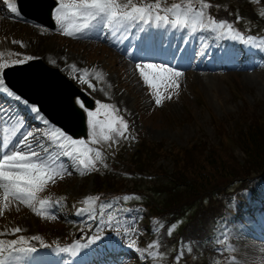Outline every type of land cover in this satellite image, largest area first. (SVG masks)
I'll return each mask as SVG.
<instances>
[{"label":"rangeland","instance_id":"374dc122","mask_svg":"<svg viewBox=\"0 0 264 264\" xmlns=\"http://www.w3.org/2000/svg\"><path fill=\"white\" fill-rule=\"evenodd\" d=\"M173 1H177L181 4L173 5L169 3L168 0H147L149 5L147 6V12H152L154 15L156 11L164 18L166 16L170 18L172 14V16L177 15V17H173V22L189 23L191 21L195 31L196 19H193V17L197 18V12L205 11V4L215 5L226 8L232 20H236V23L243 26V29H255L259 32L263 31V26H261L262 22H256V20L264 18V0ZM81 18L84 21L83 24H89V21L93 20L92 18ZM187 18H189V20ZM162 20L163 19H161V21ZM33 27L36 28V26H21L19 36L17 35V33H19L17 31H15L16 34L15 32L12 33L10 36H13L12 39H16L17 41L14 42L11 47L6 48L5 52L12 49L20 55L19 57L27 56L29 58L31 56L32 59H37V55L42 57L39 53L34 55L29 53V50H26L27 44L31 42L32 36L34 37L36 34L38 37L44 39L45 43L40 48L35 49V52L40 51L42 53L46 49H53L55 51L57 50V52L64 53L65 55L62 57V60L64 58L68 59V61L71 62V68L59 69L56 65L54 67L64 72L66 77L75 85H77V82H84L86 80V75L82 71H79V68L81 65L83 67L87 62H89L87 65L90 69L96 64L102 63L103 69L105 68V71L110 73L107 78H104L106 82H109L105 85L106 87H95L96 84H99L100 79L105 76L104 73L101 74L97 69V71H95V68L92 69L93 71L91 72V75L95 74L91 79V81H93L91 85L95 88L92 89L91 85H82L81 83L77 86L92 99L94 98L99 102L111 106L112 111L117 116L123 118L127 127L123 129L117 126L108 129L104 126L103 121L94 116L92 119L95 122V129L93 130L88 124L89 117L87 115L88 136L84 141L80 142L79 151L80 153L87 152L88 156L93 153L94 148H100L96 153L99 152L100 155H104L107 150H109L107 143L109 142V138H111V146L114 147L115 150L121 149L123 153L125 150H128L126 152L128 157L129 154L133 152L136 145V142L131 139L133 134L139 135L142 139L151 143L160 142L163 145L165 144L166 147L175 145L185 149L188 148V145H192V142L198 141H206L209 146H218L219 137L215 132L216 126H218V131L228 132L230 134L233 130L235 131L236 126L239 124L238 121L242 120L241 117H243V112L247 111L248 115H253L254 117L264 113V68L262 71L250 75H245L244 73L226 74L223 77H219L220 80L217 76H209L208 74L196 75L192 70L181 72V69H173L177 68L175 66L179 64L178 60L170 65H163V67H159L160 64L158 63H152L150 65H156V67H149L148 65L142 68L139 67L138 69V67L131 64V66H133V68H131L127 65L128 62L121 61V57L113 51L109 43L97 40L101 32V29L97 26L95 27L96 30L91 28V30L88 31L87 28H84L81 31H87V33L94 32L93 36H91L92 34L90 35L93 39L90 37L66 35L64 29L68 30V27H70L69 25L67 26V24L63 26L60 25L58 29L55 26L54 30L43 29L42 33H37L38 31H35ZM153 27L161 28L165 26L164 23L160 25L153 23ZM175 27L176 25L174 24L170 29ZM213 28L215 29V26H213ZM232 28L233 27H229L228 30H232ZM209 30L212 31V29ZM159 33L161 34V32ZM134 35L135 34H133V36ZM189 35L191 36V34ZM133 36L129 38L128 42ZM206 38L207 51L212 50L214 54H221L224 52V47L221 44H214L218 43V40L214 42L209 39V36ZM118 40H122L120 36ZM109 41H114L113 36L109 38ZM200 42H202V38ZM135 45H137V41L133 46ZM66 50H68L70 54L73 53L74 55H78V57H73V54L69 56L64 52ZM68 61L63 60L66 64H69L67 63ZM130 61L133 62L132 60ZM42 62L49 64L48 61L42 60ZM133 63L136 65L135 62ZM168 67L181 72L180 75L174 76L172 72L166 71L165 69ZM103 69L99 68V70L102 71ZM142 69L145 72L157 74L158 88H153L144 80L141 75ZM209 73L215 74L216 72ZM234 86H237L240 91V98L237 95L238 93L234 91ZM157 95H159L161 101L159 105L155 103ZM248 106H251V109H248ZM101 116H103L102 113ZM105 137H108V139H105ZM235 155H239V153H235ZM95 156L96 154L94 157ZM122 156L125 158L124 154H122ZM145 156L146 155L140 160L142 165H145L147 162L148 157ZM194 156V154H191L189 159H193ZM163 164H165L164 161ZM252 164L254 163H249V167L254 174L259 169L256 167L252 168ZM75 169H77V167H75ZM231 169L239 171L240 173L243 171V168H238L234 165L231 166ZM262 169H264V167ZM47 171L48 176L54 178L50 182L48 181L50 185H59L57 189H63L66 193L72 192L73 196L82 198L81 202L95 205L89 196L85 197L86 194L92 192L93 186L92 176L88 175V173H86L87 171L82 170L75 179V176L69 175L73 173L72 171H70L68 175L63 174L62 176L57 169L56 173L53 171V168H47ZM83 173H85L84 176L80 177L79 175ZM242 174H244L242 176H246L245 172H242ZM60 181H62V184L59 183ZM48 182H45L44 185H48ZM165 182V179L160 177H153V179L149 177H140L133 180L129 178L123 183H119L117 188L121 187V193L136 190V192L141 191L144 195L148 194L152 196L153 194H150L151 189L160 188V185ZM218 182H220V180H218ZM253 184L257 186V181L254 180ZM0 194L2 195L1 191ZM132 197L134 196H126V200L131 201ZM2 200L3 198H0L1 226L8 224L12 219L17 221L21 220L19 222L23 227H28L30 225L34 215L30 217V212L23 207L12 212L8 207H4ZM209 206L210 203L208 204V207ZM183 215H185V220L190 218V216L186 217L187 213ZM109 216L112 217V214ZM34 220L38 224V228L34 230L35 234L40 235L44 240L52 242L60 237L66 238L71 233L70 225L68 223L65 224V221L61 222L60 219H48L45 221V219L35 217ZM183 221L184 219H181L170 225H172L173 229L178 227ZM228 224L229 227L225 230V235L228 240L227 251L231 255V258L227 260L225 264H264V238L254 239L251 236L245 238L244 233L247 232V229L245 228V222L243 220ZM112 225L113 222L109 224L110 228H112ZM241 236L242 239H238ZM152 256L155 259L158 257L155 252H153ZM19 262L20 260L11 263L19 264ZM160 264L165 263L161 260Z\"/></svg>","mask_w":264,"mask_h":264},{"label":"trees","instance_id":"16d2710c","mask_svg":"<svg viewBox=\"0 0 264 264\" xmlns=\"http://www.w3.org/2000/svg\"><path fill=\"white\" fill-rule=\"evenodd\" d=\"M241 118L242 120L238 121L234 138L243 154L244 164H240L237 158H234L233 154L224 148V139L221 141L220 147L209 146L206 141L198 142L191 145L182 154H175L173 157L174 172L170 176H166L170 177V180L161 186L162 191H160L165 198L152 210L160 218L164 215L178 217L186 212L192 213L189 224L186 225V234L189 239H193L192 231L194 229L199 227L208 229L213 216H216L214 215L215 207L210 205V208H205L200 204V200L205 197L211 201L215 188L231 179H237L238 174L241 175L238 171L231 169L232 165L246 169V172L252 171L249 167L251 162L254 163L252 168L256 167L260 170L264 167V113L254 117L245 111ZM216 130H218V126H216ZM219 134L220 137L223 136L222 131H219ZM153 149L152 146H144L142 151H147L145 154H151ZM158 152L164 153V155L167 153L161 148ZM191 154L195 155L193 159H189ZM157 155L159 154L153 153L151 160L149 158L147 164L140 169L152 170L158 175L165 174L161 171L162 169H155L150 164L154 163ZM96 182L99 183L102 180H96ZM184 244H180V246H184Z\"/></svg>","mask_w":264,"mask_h":264},{"label":"snow or ice","instance_id":"6c2138e0","mask_svg":"<svg viewBox=\"0 0 264 264\" xmlns=\"http://www.w3.org/2000/svg\"><path fill=\"white\" fill-rule=\"evenodd\" d=\"M11 11L13 13H17L18 9L15 7H11ZM120 6L117 5L116 0H58V6L55 7L53 14L54 19L57 21L58 24L63 26L65 23L70 22L71 20L75 19L76 17H85V18H92V19H98V23L103 21L105 17L109 21L115 20L117 23H121L124 20H140L145 21V9L144 8H134L132 12H126L118 15V8ZM204 7H208L207 4L204 5ZM150 11V10H149ZM134 13H137L138 15H133ZM197 16L202 17L203 12L199 11L196 14ZM157 20L165 19L164 17L157 16ZM195 19V17H193ZM147 22V21H146ZM201 24L204 23V21L201 19ZM215 23V22H213ZM224 22H219V26L223 27ZM209 27L212 25L209 24ZM89 27L87 23L83 25H75L74 29L76 32L82 31L84 28ZM230 27V25H229ZM65 34L68 36L74 35L73 31H69L67 29H64ZM251 39V37H249ZM148 59H151V57H145ZM29 59H32L30 56ZM18 63H23V61H17ZM140 67L139 65H137ZM7 67L5 64H0V69H4ZM149 67H156V65H149ZM159 67H163V65H159ZM168 72H172L174 76H179L180 72L173 70L171 67H168L165 69ZM141 75L143 76L144 80L148 82L153 88H158L159 84L157 82V74L155 73H148L141 70ZM4 83L3 76H0V85ZM13 95H15L13 93ZM18 100L19 97H16ZM155 103L159 105L161 103L159 95H157ZM75 104L79 105L81 109H83L85 112H87V115L89 117L88 124L93 130L95 129V122L92 119L94 116L99 117L100 112L99 110L95 113L88 111L85 104L80 100L76 99ZM101 108H107V105H101ZM31 112L35 114L36 117H39L40 109L37 108L35 105H32L30 108ZM107 116L108 113H105ZM45 124L48 123V121H43ZM115 121L109 119L104 123V126H106L108 129H111L112 124ZM123 123V121H121ZM125 127H127L125 125ZM56 134L61 139H66L68 141H72L71 137H65L64 133L61 132L59 129H56ZM91 134V133H90ZM28 137L33 136V132L29 131L27 133ZM38 139V138H37ZM105 139H108V137H105ZM73 144H75V141H72ZM69 147L71 145H68ZM35 155V153H33ZM71 155V153H69ZM79 163L81 165H84L85 167L93 164V159H90L87 152H81L80 153ZM100 158V153L97 152L95 159ZM46 178H51L48 176L47 171V165L41 163H33L31 160H29L26 157V154L20 152V151H13L11 155L5 154L3 157V160L0 161V188H3L4 190V199L5 201L8 200L9 197H13L17 200L23 201L27 203L30 207H32L35 211H37V214H42L38 209H36V204L33 203L36 198V193L41 190L42 186L44 185ZM38 203L41 205V207L46 204V201H38ZM103 223V221H101ZM16 231H19V229H16ZM129 231H134L133 229H129ZM36 239H39L36 237ZM99 239L98 236L93 237L91 242H94L95 240ZM21 241H23V237H21ZM16 240L10 241L9 246L13 247V251H21V252H32L34 253L36 251L35 248H24L21 247L17 249L14 247L17 245ZM84 247H87L85 245ZM129 247H134V242L132 244H129ZM138 250V249H137ZM59 251H67V249H60ZM73 254L75 255L77 253V249H72Z\"/></svg>","mask_w":264,"mask_h":264},{"label":"water","instance_id":"95a60500","mask_svg":"<svg viewBox=\"0 0 264 264\" xmlns=\"http://www.w3.org/2000/svg\"><path fill=\"white\" fill-rule=\"evenodd\" d=\"M50 10L47 6L45 12ZM48 16V15H47ZM25 68L23 70H26ZM21 70V69H20ZM16 84L14 88L30 102L36 103L56 124L62 126L73 136L84 134V122L81 112L73 106V97L78 95L67 85L34 83L29 87Z\"/></svg>","mask_w":264,"mask_h":264},{"label":"bare ground","instance_id":"6f19581e","mask_svg":"<svg viewBox=\"0 0 264 264\" xmlns=\"http://www.w3.org/2000/svg\"><path fill=\"white\" fill-rule=\"evenodd\" d=\"M0 4L7 7L8 11H4L2 8H1V11H0V48L2 46H10V42H11V38H13V36H10L12 33H14L15 31L19 32L17 33V35L19 36L20 35V29H21V26H23L22 24H20L18 22V20H16V18L19 17V14L18 12L17 13H13L11 11V8L9 7L11 5V7H15V0H0ZM12 12V14L10 13ZM13 15L15 17H13ZM10 18H15V19H10ZM200 26H202V24L200 23ZM99 29H101L100 25L97 26ZM35 31H38L37 33L41 32L42 33V29H39V28H34ZM34 32V31H33ZM166 32V31H164ZM16 34V32H15ZM34 34V33H33ZM133 34H135L133 36ZM146 34V33H145ZM145 34L143 33H140L139 31H137L136 29L134 28H131L129 29L122 37L120 36L121 39H124L126 36H128V40L131 36H133V38L127 43H125V47L126 48H129L131 53H137L139 51H141L144 47H145V44L147 43V37L145 36ZM45 35V34H44ZM169 37L170 34H165ZM17 36V37H18ZM29 36V34H28ZM161 36L163 37V33L161 31ZM137 41V45L133 46L134 43ZM184 42L181 43V46L178 48V51L177 52H174L175 54H177L180 50H182L187 44L188 42L185 41V40H182ZM45 43V40L38 37L36 34L35 36L31 38V42L29 44H27V49L26 50H29L28 52L29 53H32V54H37L39 53L40 55H42L41 58V61H48L49 62V65L51 66H57L59 69H70L71 68V62L68 61V59H63L65 61H68L67 63L69 64H66L63 62L62 60V57H64V53H60V52H57V50H53V49H45L42 53L39 51V52H35V49H38L40 48L41 46H43V44ZM40 50V49H39ZM42 50V49H41ZM130 60H132L133 62L136 63V65H134L133 62H131ZM43 63V62H42ZM130 64V65H129ZM131 64L135 67H138L137 64L140 66L141 63L140 62H136L135 61V58L133 57H130L129 58V61H128V66H130L131 68H133V66H131ZM99 68L103 69V64L99 63ZM58 69V70H59ZM105 69V68H104ZM80 78V77H78ZM110 80V79H109ZM0 198H3L2 195L0 194Z\"/></svg>","mask_w":264,"mask_h":264}]
</instances>
